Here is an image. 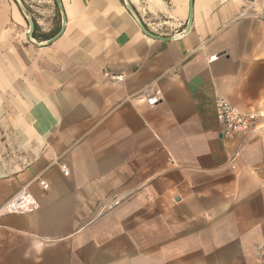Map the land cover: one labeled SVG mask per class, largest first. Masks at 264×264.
I'll list each match as a JSON object with an SVG mask.
<instances>
[{
  "label": "crops",
  "instance_id": "0c3cea01",
  "mask_svg": "<svg viewBox=\"0 0 264 264\" xmlns=\"http://www.w3.org/2000/svg\"><path fill=\"white\" fill-rule=\"evenodd\" d=\"M128 1L0 0V264H264V0Z\"/></svg>",
  "mask_w": 264,
  "mask_h": 264
},
{
  "label": "built area",
  "instance_id": "2783aa9c",
  "mask_svg": "<svg viewBox=\"0 0 264 264\" xmlns=\"http://www.w3.org/2000/svg\"><path fill=\"white\" fill-rule=\"evenodd\" d=\"M245 3L246 9H250L255 4V0H242ZM264 7V6H263ZM212 57L210 60H212ZM113 80H120V77H112ZM146 95V103L148 106L153 107L159 102L158 93L154 95ZM215 105V115L219 123V134L225 139H232L238 135H248L253 132L257 127L258 115L252 113H242L237 111L232 107L225 99L222 97H216L214 101ZM62 174L64 176L69 175V170L65 165L61 167ZM43 189H47L48 185L42 183ZM24 193H20L6 201L0 211L3 214H15L22 211ZM119 205V201L116 199L111 200L104 207L105 210H112L114 207Z\"/></svg>",
  "mask_w": 264,
  "mask_h": 264
},
{
  "label": "water",
  "instance_id": "95a60500",
  "mask_svg": "<svg viewBox=\"0 0 264 264\" xmlns=\"http://www.w3.org/2000/svg\"><path fill=\"white\" fill-rule=\"evenodd\" d=\"M15 3L17 4L22 16L25 18V20L27 21L28 23V30H27V39L29 41H33L32 39V33L34 31V23L33 21L31 20V18L28 16L26 10H25V7L22 3V0H14ZM127 11L129 12V14L131 15V17L134 19V21L137 23V25L141 28V30L143 31V33L148 36V37H152V38H157L155 35H153L152 33H150L148 30L145 29V27L142 25V23L140 22L137 14L135 13L134 9L132 8V6L130 5L129 1L128 0H122ZM56 2V5L61 13V17H62V25H61V29L59 31V33L53 37L52 39L48 40L45 42V44H50L52 42H54L62 33L63 31V28H64V24H65V21H64V16H63V12H62V7H61V4L59 2V0H55ZM192 4H193V0H189L188 2V17H187V25H186V28L184 30V33L186 34L190 27H191V23H192Z\"/></svg>",
  "mask_w": 264,
  "mask_h": 264
}]
</instances>
